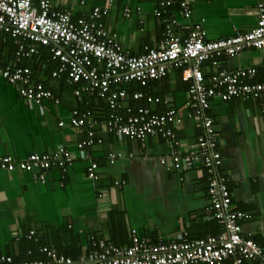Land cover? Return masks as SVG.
Here are the masks:
<instances>
[{
  "label": "crops",
  "instance_id": "crops-1",
  "mask_svg": "<svg viewBox=\"0 0 264 264\" xmlns=\"http://www.w3.org/2000/svg\"><path fill=\"white\" fill-rule=\"evenodd\" d=\"M48 1L57 10L70 12L73 19L88 16L93 8L106 2ZM178 1L181 0H175ZM186 1L192 10L188 20L178 14L176 5L168 9L174 15L175 30L181 37H186L200 20H204L207 40L222 39L254 27L255 0ZM157 4V0H113L104 23L117 33L124 50L139 55L144 47L161 46L163 19L152 14ZM124 8L132 11L130 18L122 16ZM13 55L14 51L10 54L2 50L0 63L18 66L30 59L16 62ZM220 65L228 71L254 67L258 78L264 79L262 50H247L234 58H223ZM202 68L208 75V64ZM36 70H30L32 79L45 81L46 75L37 67ZM186 83L180 71L171 68L164 79L153 85L155 95L167 99L178 113L179 122L173 127L178 145L173 150L180 157L194 150L193 145L201 133L195 121L188 118ZM52 88L56 90L55 93L51 89L59 104L50 100L37 107L24 101L14 86L0 80V156L20 161L32 153H53L59 147H64L72 156L70 165L48 171L44 183L38 180L36 173L0 169V256L25 258L22 239L31 231L39 242L48 241L58 250H66L74 243L84 248L91 234L109 240L112 235L107 223L108 213L113 208L123 217L122 232H118L121 235L115 236L117 240L124 238L123 234L129 238L131 230H136L141 238L152 236L158 241L178 240L183 232L189 240L220 232L218 224L208 217L210 201L204 173L196 166L175 168L167 164L171 148L169 140L161 134L150 136L145 142L114 138L101 126L105 120H99L101 113L95 110L97 103L93 104L94 115L90 109L98 126L94 127L95 145L88 149V154L97 165L98 179H89V163L76 148L77 143L86 138L88 127L82 133L77 132L69 118L72 110H88L84 100L89 98L90 101L95 96L60 94L55 81ZM148 108L155 113L165 110L162 105ZM207 114L219 134L218 150L222 156L219 173L228 181L232 209L247 216L241 224L242 234L262 243L264 98L213 100ZM112 152L122 156L110 164L107 155ZM221 264H234V261L227 259ZM242 264L258 263L243 261Z\"/></svg>",
  "mask_w": 264,
  "mask_h": 264
},
{
  "label": "built area",
  "instance_id": "built-area-1",
  "mask_svg": "<svg viewBox=\"0 0 264 264\" xmlns=\"http://www.w3.org/2000/svg\"><path fill=\"white\" fill-rule=\"evenodd\" d=\"M157 2L152 14L163 19L161 46L145 47L139 55L124 50L117 33L103 22L113 7V0H106L103 6L93 8L88 16L77 19H73L70 12L57 10L48 0H0V46L11 40L16 62L39 54L40 49L47 50L58 64L52 78L64 77L67 84L75 86V97L86 94L106 101L109 114L101 126L108 134L139 142L156 134L168 139L171 150L167 164L175 168L196 166L204 173L210 201L208 217L218 224L220 232L196 240L187 239L183 232L178 240L152 243L149 239H140L136 230H131V246L119 247L100 241L88 254H81L76 260L43 246L39 252L47 257L45 261L15 263L11 257L1 256L0 264H221L227 259H232L234 264L243 261L264 264V242L256 243L242 234L241 224L247 216L232 209L228 181L219 173L222 164L218 150L219 134L206 114L213 100L228 102L264 98V80L256 81V68L228 71L220 65L223 58H234L247 50L264 51V0H255L254 27L218 40L206 39L204 20L194 24L186 37L179 36L174 15L168 9L176 5L178 14L188 20L192 13L190 4L186 0ZM136 11L139 13L140 9ZM131 15L129 8L123 9L124 18ZM204 64L209 68L207 78L202 68ZM171 68L178 69L188 83V118L193 119L201 131L193 145L194 150L182 157L173 150L178 145L173 127L179 117L170 102L148 96L147 103L162 105L165 110L155 113L148 107L133 108L127 104L129 95L123 88L124 84L133 81L145 86L152 80H160ZM0 80L14 86L19 96L34 106L40 107L44 101L50 100L59 104L51 90L41 82L33 81L27 67L0 63ZM143 97L139 92L131 95L133 101ZM69 123L80 133L88 127L86 138L78 142L76 148L89 163L88 178L96 181L97 165L90 160L88 149L95 145L94 127L98 123L90 110L77 109L71 111ZM121 156L112 152L107 159L113 164ZM71 162L70 153L59 147L53 153H32L20 161L0 156V169L36 173L38 180L44 183L48 171L68 166ZM33 234L31 231L28 238L31 239Z\"/></svg>",
  "mask_w": 264,
  "mask_h": 264
},
{
  "label": "trees",
  "instance_id": "trees-1",
  "mask_svg": "<svg viewBox=\"0 0 264 264\" xmlns=\"http://www.w3.org/2000/svg\"><path fill=\"white\" fill-rule=\"evenodd\" d=\"M103 22H104V19H103ZM2 50H4V51L6 50L11 54V52L15 51V46L11 40H8L7 43H4L0 46V52ZM18 66L19 67L20 66L21 67H29L32 72H36L37 71L36 67H37L39 72L46 75V80L45 81H43V80L39 81L37 77L36 78L33 77V81L35 83L41 82L46 88H48L49 90H51V89L53 90L52 82L55 81L58 85V88H59L58 91L60 90V92H59L60 94H63V93L65 95L73 94V90H74L75 86L67 84L64 77H61L59 79L52 78L51 74L54 70H56L58 64L54 60L51 59V55L49 54L48 51L41 49V53L38 56H34L33 58H30L27 61H23ZM204 76H205V78H207V74H205ZM165 77L161 78L160 80L164 79ZM258 77H259V74H258ZM258 77H257L256 81H263L264 80V79H261ZM157 81L158 80H152L151 82H148L145 86L140 85V83H138L136 81L124 84L123 88L127 91L128 95H129L128 100H127V104L133 108H138V107L146 108V107H148L150 104L146 102V98L148 96H152V97L156 96L154 93L155 91L153 89V85ZM186 84H187L186 86L188 88V83H186ZM53 92L56 93V90H53ZM138 92L143 93L144 97L142 99L137 100V101H133L131 98V95L133 93H138ZM84 99H85V97H84ZM88 99L89 98L84 100V102L86 104L88 103L87 109L92 110L93 104L97 103V109H95V110H97L101 113V119H99V120H105L106 121L108 118V114H109L108 108L106 105L107 104L106 101L104 99H100L97 97H93L90 101H88ZM92 113L94 115L96 112L93 111ZM206 114H207V112H206ZM111 136H113V135H111ZM122 220H123L122 213L117 212V210H115V208H113L108 213V222H107L109 224V227L111 230L112 238H110L109 240H105L102 238H98L95 234L94 235L91 234L90 236L87 237V244L85 245L84 248L82 246H80L79 244L74 243V246H70L66 250H58L54 246V244L49 243L48 241H42V243H41V241L39 242L38 241L39 239H37L35 237V233L33 232L34 233L33 234L34 237L32 236L33 239L32 238L29 239L28 236L26 237V239L25 238L22 239V241L24 242V245H23L24 246V249H23L24 253L23 254H24L25 258H22V259L21 258H14L13 259L12 257L11 258L13 259V261L15 263H19L20 261H28V262L45 261L47 257L44 254L39 252V248L43 247V246L48 247V248H54L56 251H58V253L63 254L65 256H69L75 260L81 254H88V252H90L92 247L94 245L98 244V242H100V241L104 242L105 244H114V245L119 246V247L131 246L133 244L131 236L128 238V236L123 234L122 237H124V238H122L121 240L115 239V236L121 235V234H118V232H122V227H123L122 226ZM140 239H143V237L142 238L140 237ZM148 239L151 240L152 243L159 242L155 237H152V236ZM33 243L36 245V247H33L34 246ZM26 254H28V255L26 256ZM7 257H9V256H7Z\"/></svg>",
  "mask_w": 264,
  "mask_h": 264
}]
</instances>
